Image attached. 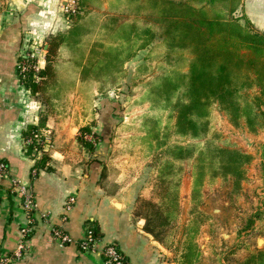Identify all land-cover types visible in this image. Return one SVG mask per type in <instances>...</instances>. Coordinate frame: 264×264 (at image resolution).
I'll list each match as a JSON object with an SVG mask.
<instances>
[{
    "label": "trees",
    "instance_id": "obj_1",
    "mask_svg": "<svg viewBox=\"0 0 264 264\" xmlns=\"http://www.w3.org/2000/svg\"><path fill=\"white\" fill-rule=\"evenodd\" d=\"M240 1L78 0L77 9L69 16V28L48 37L45 65L37 78L32 72L20 77L49 110L72 91L86 97L95 87L106 95L121 76L123 79L124 64L152 45L147 61L161 62L138 68L135 77L143 80V90L135 103L147 105L148 114L140 128L142 143L151 155L155 189L136 200L133 215L144 221V231L154 240L166 248L173 246L179 231L182 163H190L191 217L181 231L178 264H202L198 238L207 216L196 207L202 205L204 189L217 183L237 195L241 184L249 182L247 166L253 156L219 144V137L212 138L213 110L234 127L241 125L251 134L264 132V34L238 17ZM152 69L157 75L144 79ZM100 108V118L121 115L118 102L105 99ZM93 121L90 127L95 125ZM114 127L110 123L102 136L93 134V145L78 140L92 152L97 143L111 137ZM37 133L31 130L26 136L29 149H38L33 137ZM260 150V181L264 185V143ZM46 160L43 155L40 162ZM238 220L236 235L240 238L255 222L264 221V200L252 214ZM86 230L92 239L100 240L93 224L88 223ZM259 232L264 235V224ZM224 259L228 264H264V248L250 249L242 240Z\"/></svg>",
    "mask_w": 264,
    "mask_h": 264
},
{
    "label": "crops",
    "instance_id": "obj_2",
    "mask_svg": "<svg viewBox=\"0 0 264 264\" xmlns=\"http://www.w3.org/2000/svg\"><path fill=\"white\" fill-rule=\"evenodd\" d=\"M240 2L236 10L238 17L264 34V0ZM64 9L68 12L70 5L63 0H0V163L7 169V174L0 176V255H11L21 240L20 230L29 227L30 233L25 239L27 254L11 264H102L99 254L84 253L77 247L86 234V225L91 223L100 235L99 246H114L129 264H178L181 240L177 238L179 241L175 240L173 246L164 247L144 231V221L133 215L136 200L149 196L141 189L140 181L137 183L141 180L139 173L133 175L112 162L118 121L122 120V130L141 131L140 122L148 114L147 105L138 107L142 114L139 118L131 114L127 120L129 109L125 112L121 109L120 116L100 118L101 102L116 100L101 96L97 98L100 106L94 110L93 103L82 106V97L72 91L47 110L17 75L16 63L25 40L31 37L43 41L69 28ZM44 65L43 55L39 71ZM122 99H126L124 94ZM91 120H96L92 127ZM110 123L115 126L111 137L97 143L94 151L79 142L81 129L92 128L102 136ZM31 130L38 131L44 141L38 149L28 148L26 136ZM137 138L136 135L135 141ZM43 155L47 157L45 163L40 162ZM150 171L153 173L151 166ZM13 181L33 197L35 210L31 224L22 207L19 187L15 188ZM206 195L204 189V202ZM70 200L72 203L67 206ZM179 206L181 234L190 209V174L181 177ZM262 224L264 221L255 222L254 228L246 233L251 238L250 249L264 248V235L257 230ZM205 225L201 227L202 232L206 231ZM54 228L64 230L70 239L69 245L59 246L51 236ZM235 228L236 234L238 226ZM224 239L222 243H226ZM202 241L205 243L206 239ZM204 243L199 244L206 256Z\"/></svg>",
    "mask_w": 264,
    "mask_h": 264
},
{
    "label": "rangeland",
    "instance_id": "obj_3",
    "mask_svg": "<svg viewBox=\"0 0 264 264\" xmlns=\"http://www.w3.org/2000/svg\"><path fill=\"white\" fill-rule=\"evenodd\" d=\"M70 1L71 0H63L64 3H68L70 5V8H72L73 6V11H70L69 9V11L67 12L64 9L69 22L70 14H72L78 6V0H76L74 4H71ZM140 21L144 22L145 20L140 19ZM47 40L48 38L46 40L39 41L38 39H33L30 37L24 42L23 48L26 49V53H28L26 58L30 64L36 65L37 68L39 62L42 61L43 55L46 51L44 49V45L48 47ZM156 40L157 41L155 43H158L159 40ZM150 47L137 52L136 56L130 62L126 63V65L124 64L125 67L123 79L121 76V80L118 82L116 87H114L112 90H109L106 94L111 98L110 100H116L120 104L121 109L124 112L126 111V109H129L128 111L130 113L128 112V114L126 115L127 120L129 116H131V114H134L133 117H141L142 114H140V110L138 109V107L144 108V105H138L137 103H135L137 97H139L143 90V80H141V78L137 79L135 77L138 68L144 64H151L154 66L155 64L161 62L160 59L147 61L146 55ZM157 73L158 72L156 70L154 71V69H152L150 74L145 75L144 79H148L149 77L152 78L153 76H156ZM33 78L36 79L37 77L35 76ZM122 94H124V97H126V99H122ZM78 95L82 97V99L80 100L82 106H86V103H88L89 105L93 103V105L95 106L94 110H96V107L100 106L97 98H100L102 95L97 91L95 87H92L91 95H88L89 98L92 96V99H87L80 93H78ZM135 96L136 99H132V97ZM61 101H63V99ZM132 108H134L135 110L132 111ZM133 117H131L130 120ZM95 121H93V123H95ZM118 122L119 128L117 129V132L113 137L114 141L116 142L112 143L115 145V147H112L114 148V158H112V162L117 166V168L123 167L127 171L133 173V175L134 172H138V178H141V180L138 179L137 183L140 181L139 185L141 186V189L147 191L148 194H150V192L155 189V178L153 176V173H151L152 171H150V152L147 150L146 143H141V136L144 133L143 131L122 130V120ZM89 125H91L90 122ZM126 126L129 127L130 123H126ZM211 129V132L215 133L214 135H212V138L217 139L219 137V144L222 143L229 146L231 145L234 148H237L253 156L251 164L247 166L246 176L249 182H243L241 184V190L237 195L231 194L227 186L221 187L216 183V185L211 189L206 188V202H204L203 200L202 205L200 204L196 207L197 210L203 212L204 215L207 216V225H205L206 231H201L198 238L200 244L204 243L202 240L206 239L202 248L204 253H206L207 255L203 256L202 264H217L216 262H218L219 264H228L229 261H225V259L223 258L226 257V254H228L229 250L234 249L235 244H237V239H239L240 241L243 240L245 244H248L251 239L246 235H241V238H237V235L234 233V229H236L235 225H239L238 218L247 217L252 214L254 211L253 209H256V207L259 205V202L261 200H264V185H262L260 181L259 171L261 154L260 145L264 143V132L251 134L248 133L246 129L241 125L238 128L234 127L229 124L228 120L218 110H213ZM93 134H95V132L92 128L90 129L89 133H82L80 130L78 132V139L82 138L84 142H89L93 145L96 141V139H94L93 137ZM136 135L139 137V139L137 138L139 142L135 141L136 139H134ZM181 143H185V141H181ZM144 164L145 166H143L142 168V165ZM189 169L190 163L188 164L186 163V161H184L182 163V175H189ZM149 171V174H151V176L148 175ZM189 210L188 214L186 215L187 220H189V218L191 217L189 214ZM257 230H260V228H257ZM222 237L225 238L224 240H226V243L224 241V243H222ZM177 238L182 241V233L180 234L179 231L177 232L174 241H177ZM224 253L225 255L223 256ZM241 256L242 255H239V258Z\"/></svg>",
    "mask_w": 264,
    "mask_h": 264
},
{
    "label": "built area",
    "instance_id": "obj_4",
    "mask_svg": "<svg viewBox=\"0 0 264 264\" xmlns=\"http://www.w3.org/2000/svg\"><path fill=\"white\" fill-rule=\"evenodd\" d=\"M76 0H71L70 3L74 4ZM70 11H73V6L70 8ZM22 54L20 59L16 63V72L18 77L24 78L25 75L28 72H32L35 76L38 72V68L34 64H30L27 60L26 49L22 48ZM30 51V50H28ZM38 144H43L44 141L39 138L38 134H35L33 136ZM7 174V169L5 165L0 163V176H3ZM15 188H18L19 193L22 196V207L24 212L26 213L28 217V221L31 224L32 219V213L35 210V203L33 201V197L29 194H27L24 190V188L20 187L18 183L15 181L12 182ZM72 201L70 200L68 205H71ZM31 228H23L20 230V242L17 245V248L13 253L9 256L6 255H0V264H11L15 261L21 260L26 254H27V248H26V242L25 239L30 233ZM51 236L54 240L57 241L59 246H64L65 244L70 243L69 237L60 229L54 228L51 231ZM78 246L80 250L84 253L88 252H95L100 255L102 259V264H129L128 262L124 261L123 255L112 245H106V246H99L98 241L91 238V233L86 230V234L80 242H78Z\"/></svg>",
    "mask_w": 264,
    "mask_h": 264
}]
</instances>
